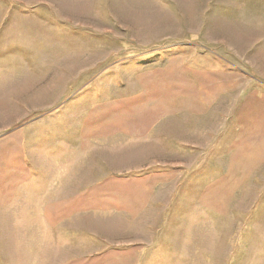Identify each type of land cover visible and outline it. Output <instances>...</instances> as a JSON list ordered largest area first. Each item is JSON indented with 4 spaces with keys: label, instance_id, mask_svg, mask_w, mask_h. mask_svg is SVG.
<instances>
[{
    "label": "rangeland",
    "instance_id": "rangeland-1",
    "mask_svg": "<svg viewBox=\"0 0 264 264\" xmlns=\"http://www.w3.org/2000/svg\"><path fill=\"white\" fill-rule=\"evenodd\" d=\"M0 264H264V0H0Z\"/></svg>",
    "mask_w": 264,
    "mask_h": 264
}]
</instances>
